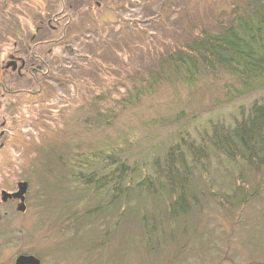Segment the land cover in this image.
Instances as JSON below:
<instances>
[{"label": "trees", "instance_id": "16d2710c", "mask_svg": "<svg viewBox=\"0 0 264 264\" xmlns=\"http://www.w3.org/2000/svg\"><path fill=\"white\" fill-rule=\"evenodd\" d=\"M231 12L215 31L145 41L151 59L129 75L122 66L127 78L102 63L100 88L69 119L79 132L65 131L60 143L24 138L21 151L50 179L45 197L64 195L55 233L94 232L87 247L96 252L108 235L122 236L118 245L156 255L194 237L205 202L234 220L263 196L264 0H241ZM216 158L227 171L220 182L210 176Z\"/></svg>", "mask_w": 264, "mask_h": 264}, {"label": "rangeland", "instance_id": "374dc122", "mask_svg": "<svg viewBox=\"0 0 264 264\" xmlns=\"http://www.w3.org/2000/svg\"><path fill=\"white\" fill-rule=\"evenodd\" d=\"M239 1L0 0V264H15L22 253L38 256L42 264H249L264 260V191L234 220L205 202L194 237L172 248L166 246L165 252L149 254L139 243L140 248L126 241L118 245L122 236L115 235L112 241L108 235L106 247L96 252L87 247L94 232L55 233L52 215L64 195L45 197L50 179L42 168H33L40 163L21 151L24 138L39 144L44 140L60 143L65 131L79 132L81 125L69 119L80 113L82 98L100 88L97 77L104 70L102 63L114 64L107 66L119 76L144 70L151 59L149 50L143 49L146 42L186 40L199 27L215 31L217 22L232 19V4ZM125 64L131 70L127 74L121 72ZM65 120L67 128L58 127ZM197 128L201 130V123L191 128L193 133H198ZM226 172L216 158L211 178L220 182ZM20 181L29 182L24 210L19 208L20 199L2 201V191L16 192ZM113 218L107 216L102 222L111 224Z\"/></svg>", "mask_w": 264, "mask_h": 264}, {"label": "water", "instance_id": "95a60500", "mask_svg": "<svg viewBox=\"0 0 264 264\" xmlns=\"http://www.w3.org/2000/svg\"><path fill=\"white\" fill-rule=\"evenodd\" d=\"M29 184L27 181H20L18 183V190L14 193H9L7 191H2V200L7 201L9 198H19L22 201L20 210L25 209V194L28 191ZM15 264H41V260L31 254H20L16 260Z\"/></svg>", "mask_w": 264, "mask_h": 264}, {"label": "flooded vegetation", "instance_id": "af4514ba", "mask_svg": "<svg viewBox=\"0 0 264 264\" xmlns=\"http://www.w3.org/2000/svg\"><path fill=\"white\" fill-rule=\"evenodd\" d=\"M9 200H18V199H8L7 201H9Z\"/></svg>", "mask_w": 264, "mask_h": 264}]
</instances>
